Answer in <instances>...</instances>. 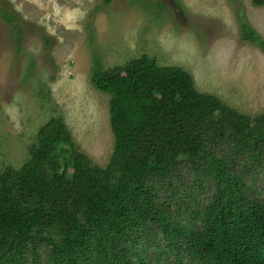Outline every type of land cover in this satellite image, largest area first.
Returning <instances> with one entry per match:
<instances>
[{
  "label": "trees",
  "instance_id": "trees-1",
  "mask_svg": "<svg viewBox=\"0 0 264 264\" xmlns=\"http://www.w3.org/2000/svg\"><path fill=\"white\" fill-rule=\"evenodd\" d=\"M241 34L264 52L248 23ZM91 82L109 96L112 154L95 163L50 117L29 158L0 169V264H264V111L148 54L95 58Z\"/></svg>",
  "mask_w": 264,
  "mask_h": 264
},
{
  "label": "rangeland",
  "instance_id": "rangeland-1",
  "mask_svg": "<svg viewBox=\"0 0 264 264\" xmlns=\"http://www.w3.org/2000/svg\"><path fill=\"white\" fill-rule=\"evenodd\" d=\"M7 12L24 29L20 44ZM243 22L264 39V6L252 0H0V169L29 158L52 116L108 162L114 135L109 96L91 82L95 58L110 68L148 54L241 112H263L264 52L242 38Z\"/></svg>",
  "mask_w": 264,
  "mask_h": 264
}]
</instances>
